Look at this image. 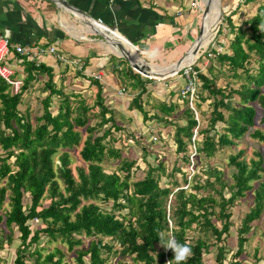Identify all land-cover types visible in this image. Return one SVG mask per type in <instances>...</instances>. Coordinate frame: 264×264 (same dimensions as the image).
<instances>
[{"label":"trees","instance_id":"16d2710c","mask_svg":"<svg viewBox=\"0 0 264 264\" xmlns=\"http://www.w3.org/2000/svg\"><path fill=\"white\" fill-rule=\"evenodd\" d=\"M247 2L254 13L237 25L232 15L238 3L222 13L216 33L225 28L230 37L221 50L209 44L199 54L196 61L208 60L205 72L196 61L192 65L198 120L186 102L177 110L170 101L175 92L151 105V112L144 108L142 96L152 80L116 58L111 70L118 84L136 92L128 108L141 117L140 134L130 135L138 152L127 143L128 120H116L97 81L89 94L65 89V83L57 87L51 68L11 52L10 59L23 65L21 75L12 74L21 81L16 93L0 78V249L13 246L12 264H71L69 252L72 264H175L160 232L191 247L182 264H204L210 248L215 264L246 261L245 243L264 213V156L253 150L245 158L244 148L233 150L245 135L264 143V132L253 127V103L264 112V0ZM44 76L39 108L30 109L24 98ZM201 102L206 111L199 110ZM151 121L170 127L148 132ZM165 144L175 156L170 166ZM76 149L80 163L72 166ZM225 150L220 168L213 160ZM247 193L252 205L229 249L231 209ZM255 251L248 264H264Z\"/></svg>","mask_w":264,"mask_h":264},{"label":"crops","instance_id":"0c3cea01","mask_svg":"<svg viewBox=\"0 0 264 264\" xmlns=\"http://www.w3.org/2000/svg\"><path fill=\"white\" fill-rule=\"evenodd\" d=\"M62 1L70 8L112 28L128 55L137 63L138 59L141 60L147 68L149 65L166 70L169 64L181 58L194 39L200 21L199 16L197 20L193 7L195 5L200 9L197 0ZM201 2L205 3L206 0ZM218 3L220 12L228 13L236 6L238 0H218ZM245 5L242 4V6ZM240 10L235 12L232 18L240 13ZM94 30L108 36V43L103 42L101 36ZM0 33L9 40L11 45L19 44L32 49L54 46L59 53L77 62L76 65H72L75 70L66 69L63 62L58 61L52 54L34 55L33 59L51 68L52 78L57 87L65 83V89L79 88L83 94H89L92 88L89 85L92 81H97L103 91L105 102L112 108L115 117L118 115L116 112L122 109L123 111L119 113L123 114L121 115L125 117V121L130 120L134 128L142 127L139 113L135 109L128 108L129 101L136 92L120 86L115 73L111 70L112 64L118 58L113 52L119 51L109 40V34L84 23L66 6L61 5L59 0H0ZM119 34L135 47L127 44ZM11 52H15L12 46L9 47L5 56V62L15 74L21 75L23 72V65L19 63L21 59H10ZM91 74H99L100 78L94 79ZM167 78L161 79L162 82L158 85L151 86L156 89L154 92L149 85H146L148 95H145L143 104L150 112L151 105L153 106L157 101H168L167 95L174 92V88L179 89L183 83L178 75L165 82ZM44 79L45 76L40 77L33 86L37 89L36 95L41 97L44 94L42 91ZM121 88L123 92L119 93ZM158 90L160 93H157ZM165 96L166 99L163 100ZM2 262L0 252V264Z\"/></svg>","mask_w":264,"mask_h":264},{"label":"rangeland","instance_id":"374dc122","mask_svg":"<svg viewBox=\"0 0 264 264\" xmlns=\"http://www.w3.org/2000/svg\"><path fill=\"white\" fill-rule=\"evenodd\" d=\"M194 1V0H193ZM198 6H200V8H203V3L201 2V0H197ZM245 6H242L241 2L239 3V7L237 9V11L240 10V13H238L236 16H234L232 18V22L237 25L240 22H242L243 20L249 18L253 13H254V4L252 2H247L245 3ZM194 7V11L197 14V20L200 17V10L198 9L197 6H193ZM208 10V8H207ZM236 11V12H237ZM222 13L220 14V18L218 21V26L215 27V29L213 30V33L211 34V36L207 39V41L204 43V46H202V48H200V50L198 51L201 54V51L203 50V48H206L209 44H214V46L216 47L217 50H221L222 46H225V44L227 43L228 38L230 37V35L227 33V29H222V32L220 34L216 33L217 29L219 28V25L221 24V19H222ZM199 16V17H198ZM198 22V21H197ZM199 23V22H198ZM219 44V45H216ZM221 46V47H220ZM113 52V51H112ZM113 54L116 55L115 52H113ZM140 58L143 59V57H141L139 54H137ZM117 56V55H116ZM199 56V55H198ZM198 58V57H197ZM144 61H146L145 59H143ZM198 60V59H196ZM195 60V61H196ZM147 62V61H146ZM195 64V62L193 63ZM192 64V65H193ZM208 64V60L206 58H201L199 61H196V66L198 67L199 71L201 72H205V68L206 65ZM164 66V65H163ZM153 67H158V66H153ZM177 74V73H176ZM176 74L168 76L167 79H165V82H167L168 80H171L173 78H175V76H177ZM178 77H180L178 75ZM181 80L182 77H180ZM164 79V78H163ZM150 80H152L148 85L151 87L153 85H158V83H161L162 80L159 78H150ZM224 81L223 79H218L217 80V84L219 85H223ZM152 91L154 92L156 89H154V87H151ZM37 89L33 88V92L29 93V96H27L26 100L28 101V105L30 109H34V108H39V102L38 100L41 98V95H36V93L38 94V92L36 91ZM263 90V88H262ZM176 91H177V95H176ZM35 92V93H34ZM174 94L170 97V101L171 102H175L177 104V110H180L183 108L184 102L187 103V100L185 99H181L178 96V89L174 88ZM157 93H160V91L158 90ZM195 93H197V85L195 88ZM35 94V95H34ZM145 95L142 96V100L144 101ZM166 99L163 98V100ZM168 99V96H167ZM146 100V99H145ZM152 100V99H151ZM154 100V99H153ZM142 101V102H143ZM198 101V98L196 96V98L193 101V113H194V118L195 119H199L200 116L198 115V108L196 107V102ZM254 107H255V116H254V128H259L261 131L264 132V123L260 122V118L264 115L263 109H261L257 104L253 103ZM187 106L189 107V105L187 104ZM145 108V107H144ZM190 108V107H189ZM126 109V108H124ZM207 109V103L206 102H201L199 104V110L202 111H206ZM175 110V111H177ZM119 111H123L122 109H119L116 114H118L120 117H118V115H116V120L119 122H123L125 121V117H122V115L119 113ZM125 113V112H124ZM173 118V117H172ZM127 123V127L128 130H130L128 133L125 134L127 135V143H129V147L131 148L130 151H135L138 152L139 147L136 146L135 144H133V141L131 142V138L130 135H133L134 137H136L139 133L137 128L132 127V124L130 123V120ZM149 125V129L148 132L153 131L155 128H161L163 126L160 127V123L159 124H155V121H151V122H147ZM170 126L168 127H163V131H165L166 129H168ZM171 129V128H170ZM144 136H147L146 133H144ZM131 139V140H130ZM164 153H165V158H166V163L168 166H170L172 160L174 159V155L172 153V147L167 146V144L164 145ZM238 148H244L245 153H244V157L245 158H249L252 156V152L253 150H259L261 152V154L264 156V143L262 142H258L252 138H250L249 136H244L239 142H238V146L233 148V150H237ZM77 149L71 152V157L73 159V163L72 166H74L75 164H79V157H78V153H77ZM229 150H225V152L223 153H217V155L215 156L213 162L214 164H216L217 166H219L220 168L223 167V158L224 156L228 153ZM194 160V159H193ZM102 164L105 166L108 164V162L106 160H104L102 162ZM225 167V166H224ZM182 170L184 171H192V169L190 167H182ZM225 172L226 174H228V169L225 168ZM252 205V200H251V193H247L243 198H239L236 199L234 202V205L232 207V227L229 231V237L226 239L225 243H226V247L229 249H234L235 248V228L237 227V225L239 224V220L240 218H242V216L244 215V213L248 210V208ZM255 233L253 235H251L249 237V240L245 243L244 246V251H245V262L243 264H248V262H252L253 261V256L252 253L254 250H256L255 252L257 253L258 256L260 257H264V213L261 215V218L257 221V225L255 226ZM16 237H14L15 239ZM87 242V240H86ZM56 244V243H55ZM53 244H49L48 247L50 248ZM1 258H2V263L1 264H12V258L14 256V248L13 246H5L1 249ZM72 256H73V252H69L66 254V259L68 261L71 262L72 264ZM115 261V258L112 259V262ZM202 261L204 264H215L214 263V249L210 248L209 251L205 254H203L202 257Z\"/></svg>","mask_w":264,"mask_h":264},{"label":"built area","instance_id":"2783aa9c","mask_svg":"<svg viewBox=\"0 0 264 264\" xmlns=\"http://www.w3.org/2000/svg\"><path fill=\"white\" fill-rule=\"evenodd\" d=\"M112 0H108V2H111ZM241 2L243 4L245 0H238V4ZM98 22H100L98 20ZM12 46L13 50L18 53L26 56L29 59H33L34 55H41V54H52L56 57V59L60 62L63 63H68L71 65H76L77 62L73 59H70L66 56H64L62 53H59L57 49L49 45L47 47H37L32 49L31 47H25L19 44L11 45L9 40L4 37L0 33V78H2L6 83L11 85V90L12 93H16L19 89V86L21 84V81L18 79L12 78L13 71L9 67V65L5 62V56L8 53L9 47ZM207 48V47H206ZM206 48H203L201 51L204 52ZM141 51V50H140ZM142 52V51H141ZM208 55V53H207ZM33 61L38 64V61L34 60ZM196 74L197 70L194 69L191 65L185 66L182 69L179 70V72L176 75H179L183 79V83L178 89V96L181 99L187 100V104L189 107L194 111L193 109V101L196 98V93H195V88H196ZM91 77L94 79H99L100 75L96 74L93 75L91 74ZM123 92V88L119 90V93ZM194 136V133H193Z\"/></svg>","mask_w":264,"mask_h":264},{"label":"water","instance_id":"95a60500","mask_svg":"<svg viewBox=\"0 0 264 264\" xmlns=\"http://www.w3.org/2000/svg\"><path fill=\"white\" fill-rule=\"evenodd\" d=\"M59 3L63 6H66V8L72 14L76 15L84 23H88V25H93V26L99 28L100 30L104 31L106 34H111V35L113 34L114 30L112 28L102 24L101 22H98L97 19L90 18L89 16L82 14L78 10H76L74 8H70L62 0H59ZM209 4H210V0H206V2L203 3V8L199 9L201 11V16H200V21L198 24V30H197V33H196L194 39L192 40V42L188 48V50L185 52V54L181 58H179L175 62L169 64L171 66V67L169 66V69H166L164 71H158V72H150L148 69H146V68L142 67L141 65L137 64L136 62H134L128 56V52L125 50V48L119 42H114V45L116 46V48L119 51L118 53H116V55L118 57L122 58L123 60H125L132 70H134L138 74H140L144 77H147V78L163 79V78H166L168 76H171V75L178 73L179 70L182 69L183 67L193 64L195 62V60L197 59L198 55L200 54L198 51L200 50V48H202V46L199 45V42H200V39L202 36V31H203V21L206 17V12H207V8H208ZM220 14H221V12H220ZM94 32L101 36V39L103 42H105L106 44L108 43V36H106L105 34H103L101 32L95 31V30H94ZM119 35L122 36L121 34H119ZM123 39L131 47H135L134 45L131 44V42L128 39H126L125 37H123ZM110 44H112V43H110ZM134 49L136 50V48H134ZM134 53H136V51H134ZM185 56H193V58H192V60H190L188 62L182 63L181 60Z\"/></svg>","mask_w":264,"mask_h":264},{"label":"bare ground","instance_id":"6f19581e","mask_svg":"<svg viewBox=\"0 0 264 264\" xmlns=\"http://www.w3.org/2000/svg\"><path fill=\"white\" fill-rule=\"evenodd\" d=\"M220 18V10H219V3L218 0H210V4L208 6V10L206 13V17L203 21V31H202V36L199 42V45L204 46L203 41L205 39V42L207 41V39L211 36V34L213 33V30L215 29V27H217L218 25V21ZM109 40L114 42H119L118 41V36L115 32H113V34H109ZM113 45V44H112ZM115 50V49H114ZM118 50V49H117ZM112 51V50H111ZM129 56V55H128ZM130 57V56H129ZM131 58V57H130ZM193 56H185L181 62L185 63L188 62L190 60H192ZM132 59V58H131ZM134 59V58H133ZM132 59V60H133ZM135 60V59H134ZM133 60V61H134ZM137 60V59H136ZM135 62V61H134ZM137 63V62H136ZM139 65H141L142 67L148 69L149 71H163L164 68H160V67H153V66H148V68L141 62V60L138 59V63ZM169 69V68H167Z\"/></svg>","mask_w":264,"mask_h":264},{"label":"clouds","instance_id":"9594fccd","mask_svg":"<svg viewBox=\"0 0 264 264\" xmlns=\"http://www.w3.org/2000/svg\"><path fill=\"white\" fill-rule=\"evenodd\" d=\"M262 31H264V25L259 26ZM160 244L165 247L166 250H172L174 253L173 260L175 264H182L191 256V247L187 243L181 244L178 242L171 234L167 237L165 233L160 232L158 234Z\"/></svg>","mask_w":264,"mask_h":264}]
</instances>
